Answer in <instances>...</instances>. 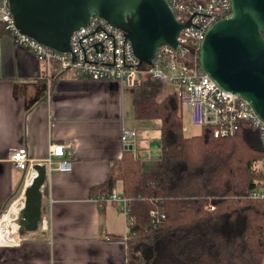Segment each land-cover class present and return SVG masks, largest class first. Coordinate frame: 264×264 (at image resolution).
Returning a JSON list of instances; mask_svg holds the SVG:
<instances>
[{
    "label": "crops",
    "instance_id": "0c3cea01",
    "mask_svg": "<svg viewBox=\"0 0 264 264\" xmlns=\"http://www.w3.org/2000/svg\"><path fill=\"white\" fill-rule=\"evenodd\" d=\"M133 89L83 80L73 71L46 72L30 52L0 35V218L23 203L36 164L48 172L41 189L46 228L20 233L19 245L0 246V264H126L128 219L117 205L98 202L101 195L93 192L125 151L142 173L160 170V126L135 119ZM180 113L184 137L199 136L202 128L193 112L180 105ZM123 129L136 133L127 149L120 141ZM56 144L65 148L69 172L57 171L55 159L48 163ZM20 148L28 152L26 171L10 160ZM111 192L123 195L122 182L115 181Z\"/></svg>",
    "mask_w": 264,
    "mask_h": 264
},
{
    "label": "trees",
    "instance_id": "16d2710c",
    "mask_svg": "<svg viewBox=\"0 0 264 264\" xmlns=\"http://www.w3.org/2000/svg\"><path fill=\"white\" fill-rule=\"evenodd\" d=\"M163 90L142 75L132 100L136 120L160 126V170L142 173L125 151L93 192L108 194L122 182L131 219L126 264H264V200L248 198L259 177L253 166L264 157L257 130L243 123L234 136L215 139L204 127L185 138L180 101L176 93L159 100ZM155 210L166 218L153 227Z\"/></svg>",
    "mask_w": 264,
    "mask_h": 264
},
{
    "label": "built area",
    "instance_id": "2783aa9c",
    "mask_svg": "<svg viewBox=\"0 0 264 264\" xmlns=\"http://www.w3.org/2000/svg\"><path fill=\"white\" fill-rule=\"evenodd\" d=\"M166 1L183 28L177 36V46H161L145 69L140 68L142 63L135 57L125 33L96 15L86 26L72 33L69 51L65 53L20 33L12 19L9 0H0V25L4 35L9 36L15 46L30 52L45 66L46 72L52 68L59 73L73 71L83 80L96 83L112 81L131 89L138 86L140 76L147 75L163 85L174 87L181 105L190 112H196L199 126L212 129L215 139L234 136L241 124H249L258 132L264 155V123L245 100L221 90L200 68V43L214 24L231 17V0ZM120 141L125 149L132 147L136 141L135 131L123 129ZM53 159L57 160V171L71 170L72 164L67 160L63 145L50 146L48 163ZM10 160L16 169L27 170L29 160L25 148L12 151ZM253 170L259 173V177L253 181L248 198L264 200V157L254 164ZM98 202L117 205L130 226L129 200L122 194H102ZM165 218L162 211L150 212L153 227L160 225ZM38 228L45 229V221L41 219ZM22 240L18 228L15 231L9 228L0 230V246L13 247Z\"/></svg>",
    "mask_w": 264,
    "mask_h": 264
},
{
    "label": "water",
    "instance_id": "95a60500",
    "mask_svg": "<svg viewBox=\"0 0 264 264\" xmlns=\"http://www.w3.org/2000/svg\"><path fill=\"white\" fill-rule=\"evenodd\" d=\"M231 17L214 24L200 43L202 71L221 90L245 100L264 123V0H231ZM16 28L58 52L69 51L73 32L96 15L125 33L140 63L158 49L177 46L183 28L166 0H9ZM13 224L35 232L41 221L47 166L36 164Z\"/></svg>",
    "mask_w": 264,
    "mask_h": 264
},
{
    "label": "bare ground",
    "instance_id": "6f19581e",
    "mask_svg": "<svg viewBox=\"0 0 264 264\" xmlns=\"http://www.w3.org/2000/svg\"><path fill=\"white\" fill-rule=\"evenodd\" d=\"M13 206H12L13 208L11 210H9V212L7 214L4 215V217L1 221V224H0V230L1 231L4 230L5 228L12 229L13 231H15L17 229V227L13 224L12 215H13V212L18 213L19 211H17V209L19 208L21 210L23 204L17 203V204H14Z\"/></svg>",
    "mask_w": 264,
    "mask_h": 264
},
{
    "label": "rangeland",
    "instance_id": "374dc122",
    "mask_svg": "<svg viewBox=\"0 0 264 264\" xmlns=\"http://www.w3.org/2000/svg\"><path fill=\"white\" fill-rule=\"evenodd\" d=\"M174 87L169 86V85H164V90H163V94L161 95V97L159 98V100L163 99L166 95L172 93ZM192 119L194 122H197L198 120V114L196 112L192 113Z\"/></svg>",
    "mask_w": 264,
    "mask_h": 264
}]
</instances>
